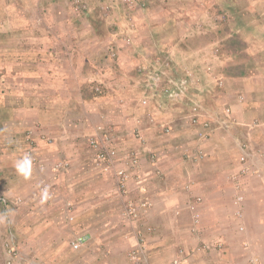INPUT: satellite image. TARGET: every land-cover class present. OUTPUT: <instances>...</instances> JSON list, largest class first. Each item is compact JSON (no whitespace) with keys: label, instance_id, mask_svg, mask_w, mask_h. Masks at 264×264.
Returning <instances> with one entry per match:
<instances>
[{"label":"crops","instance_id":"obj_1","mask_svg":"<svg viewBox=\"0 0 264 264\" xmlns=\"http://www.w3.org/2000/svg\"><path fill=\"white\" fill-rule=\"evenodd\" d=\"M141 1L153 11L161 9V7L152 8L153 0ZM205 1L207 5L203 7L206 9L199 8L197 16L186 13V20L189 18L192 20L187 28H193L195 21L198 20L196 17L203 14L206 17H216L214 8L217 12L226 10L227 13L224 14H229L232 10L227 8L233 6L232 2L242 0H200L199 2ZM50 5H48L50 11L46 8L42 12L44 18L47 16V19L51 20V24L47 25L50 29L45 37L47 39L45 46L48 50L54 44L55 32H60L63 36L66 26L70 28L75 26L74 20H70L73 9L70 2L65 4L63 1L60 4L50 3ZM241 8L236 9L243 11L244 9ZM159 12L157 17L164 14L163 10ZM192 12L195 13V11ZM260 13L258 27L251 31L248 29L253 41L258 38V61L243 60L239 57H236L237 60L229 59L225 63L226 70L223 68L219 74L207 66L198 67L201 63L205 64L199 61L198 51L196 60L184 59L183 54L180 57L173 54L172 60L168 57L161 59L169 61L170 63L167 62L169 66L174 62L176 68L168 73L170 75L161 71L164 79L156 72L152 74L158 77L159 83L156 89L150 88L149 82L152 77L150 73L153 71L143 70L141 71L143 73H140L138 70L141 61H137L136 54L140 51L135 50L134 47L124 48L113 39H106L109 37L112 26L103 25L104 22L100 19L94 29L96 37L94 40L89 42L79 33H74L75 40L66 43L80 53L77 56L76 53H70L71 56L64 53V64L59 65V62L56 64L58 67L56 74L61 83L59 80L57 83L54 79L47 77L52 73L49 69L51 64L49 59L46 60V67L43 65L32 69L27 67L31 70L24 73L20 71L18 75H15L16 81L22 82L24 78L29 82L20 90H29L35 96L44 95L42 91L39 92V86H37L38 82L44 81L46 87L53 88L51 95L46 94L48 106L44 108L66 110L63 112L66 113L65 120L56 119L54 122L48 120L41 128L43 134L55 138L52 146L43 145L37 138L38 135L34 139L35 154L44 161H51L48 167L52 166L53 170L56 160L65 159L62 162L69 164V167L61 173L69 172L72 178L80 179L78 181L80 184L77 186L70 189L67 187L70 194V202L65 207L67 211L65 209L64 213L59 211L62 217H58L59 220L52 223L51 233L54 231V234L61 235L65 229L71 227L78 236L89 237L82 249L88 247L94 240L101 254L108 251L110 256L120 255L125 263H127L128 254L126 251L135 250L138 247L136 252L142 264H173L175 260H179L181 264H243L247 251L260 257L264 264V156L258 154L261 153L259 151H264V14ZM94 14L95 11L87 12V19ZM233 15L237 16V14ZM115 16L118 17V14ZM54 23H59V26ZM90 24H92L90 19L87 22L76 20L78 28L75 27L81 30L87 25L90 28ZM6 27L9 30L3 32L5 35L2 37L1 47L4 53L1 59L7 56L6 60L4 59L7 65L13 56L17 58L16 55H18L7 50L12 46L9 41L12 37L11 33L17 35L33 31L37 35L39 30H30L32 28L23 25ZM34 27L37 28L38 24ZM54 27L57 28L54 29ZM256 30L258 35L252 32ZM200 34L196 32L194 35L197 41H203L201 39L203 36ZM40 38L37 35L36 41H32L34 45L31 48L38 52L31 53L34 58H37L40 52H45V49L39 47L44 46L43 37ZM141 49L140 55L146 57V63L154 66L157 59L147 56L144 44ZM245 50L250 49L245 48ZM86 53H90L89 57ZM112 53H116L117 56L112 58L110 56ZM166 54L167 51L163 56ZM192 63L197 66L196 72L201 80L199 86L202 87L203 98L210 96L216 102L214 106L202 107L201 119L198 115L200 119L198 125H194V117L191 116L192 111L189 107L186 109L179 104H174L175 100L187 96L191 90V82L182 77L179 69L188 68L186 66ZM246 64H252L254 67L258 64V68L245 71L243 65ZM5 69L4 77L7 81V77L10 76L9 68L5 66ZM23 74L25 75L22 76ZM50 81L53 83L49 84ZM220 81L223 82L224 87L219 86ZM116 82L121 88L115 85ZM138 85L140 89L136 91ZM164 86L171 88L169 94L164 95L159 90ZM212 86L213 90H211ZM98 87L101 90L100 93L96 92L97 89L99 90ZM16 89L19 90V88ZM119 91L124 96H127L129 92H136L137 99H133L132 102L134 109H130L129 106L121 113H117L121 110L115 106L117 97H120ZM240 94L247 96L243 104L239 102ZM78 95L81 96L80 100L75 97ZM144 101H147V104H144ZM194 101L198 102L195 99ZM51 104L55 108H52ZM37 107H39L38 103H30L14 109L15 124H6L4 121L2 123L5 124L3 129L8 138H19L18 135L23 137L22 131L29 128L28 126L23 128L18 124L20 120L27 121L23 119V115H28L32 119L33 113L36 112L34 117L36 119ZM228 108L233 111V120L226 114ZM254 120H260L262 126L252 123ZM206 123L209 125L206 126ZM251 124L254 125L251 126ZM99 127L102 129L100 130ZM32 129L36 131V128ZM94 136L113 138L111 146L117 151L115 170H112L114 176L110 175L111 170L107 173L100 171L109 179H104L101 174L88 172L90 163L87 166L86 154H91L90 148L87 152L88 143ZM27 149L22 151L20 160L26 155L31 158ZM201 154H203L202 158H200ZM132 156L138 158L139 164L131 170L132 179L129 184L128 198L133 201L147 200L149 207L137 219L128 220L121 214L123 207L116 202V204L111 202L112 198H108L107 195L117 193L118 183L115 171L130 166ZM33 157H35L34 154L32 159ZM32 159L31 165L34 163ZM91 163L93 165V161ZM48 167L41 171L49 172ZM244 169L247 172L241 173ZM41 171L38 173L36 167V170H30L27 177L20 175L18 188L4 186L6 192L2 194L0 205L8 206V200L5 197L7 194L11 198L14 195L15 198L20 196L23 199L29 192L38 190L36 188L42 185L38 182L42 176ZM261 174L263 178H260ZM33 175L36 176L33 178ZM22 177H24L23 180ZM89 178H93L94 181H89ZM84 183L88 185L87 188ZM92 187L94 188L91 189ZM76 193L78 198L74 199L73 196ZM90 194H95L93 199ZM50 195L55 198V191ZM239 195L245 198L242 204L245 214L243 221L234 217L237 211L235 199ZM17 199L21 201L20 198ZM35 201L36 199L32 202ZM15 207L22 211L30 209L25 204L15 203ZM53 209L58 211L60 207L57 205ZM65 213L68 214L64 216ZM197 217L198 223H196ZM94 222L98 227L94 226L95 229H91V224ZM241 226L245 227L246 232H240ZM140 239L143 240L142 242L145 241L144 245L138 243ZM247 240L250 242L251 250L244 249L242 246ZM223 247L226 254L221 253ZM121 248L124 252H120Z\"/></svg>","mask_w":264,"mask_h":264},{"label":"rangeland","instance_id":"obj_2","mask_svg":"<svg viewBox=\"0 0 264 264\" xmlns=\"http://www.w3.org/2000/svg\"><path fill=\"white\" fill-rule=\"evenodd\" d=\"M63 1L65 4L70 2L71 6H73L74 10H71L72 17L70 20H74V25L77 28L78 26L76 25V20L87 22V20L90 19L92 24H90V28L87 25L81 30L77 29L75 26L71 28L66 26V32L63 36L62 33L55 32L53 34L54 44L50 47V50H48L45 46L47 41L45 37L48 33V29H50L47 25L51 24V20H48L49 18L47 19V16L44 18L42 12H44L46 8L50 11L48 6L50 3L60 4ZM199 1L200 0H153L151 4L152 8L156 9L157 7H161V9L153 11L150 7L147 8L145 5L146 3L143 4V1L141 0H0V59L2 53H4V50L1 47V41L3 40L2 37L5 35L3 32H7V30H9L6 26L18 27V25H23L32 28L30 30H39L37 35H39V39H41L40 37H43L42 44L44 45L43 47H39L45 49V52H40L38 57L34 58L31 56V53H38L37 51H34V48H31V46L34 45V42L32 41H36L37 39L35 32L30 31L27 34L18 33L17 35L11 33L12 37L9 38V41L12 46L8 47L7 50L11 51L12 54H18L16 55L17 58L13 56L12 60H10V63L7 65L5 64L7 56H3L0 60V202L3 197L2 194L4 195V192H6L4 186L16 187L20 182V174L17 172L16 163L17 161H20V155L23 154L22 151H25L26 148L29 149H27V153L31 155V159L33 154L35 156L33 158L35 159L34 163L36 164L32 163L30 170H36L37 167L39 173L42 169L48 167L51 161H44L39 155L35 154L36 145L34 139H36V135H38L37 138H39L43 145L52 146L55 142V138L43 134L41 132V128H43V125L47 123L48 120L50 122H54L56 119L59 121V119L65 120L66 118L64 116L66 113H63L66 110L55 108L52 104L51 107L55 108L54 110L50 108L46 110V108H44L45 106H48V97H46V94H52V87H46L44 81L38 83L36 82L37 86H39V92L42 91L44 95L35 96L32 95L29 90H20L23 85L25 87L29 82L24 78L22 82H19V80L16 81L17 77L15 75H18L20 71L21 73L30 71L34 67L42 65L46 67V60L49 59L51 61L49 69H51L52 73L48 74L47 77L54 79L57 83L59 80V83H61L60 78L56 74L58 70L56 64H58V62L60 63L59 65L64 64V53L68 56H71L70 53H76V56L80 53V51L77 52L73 47H69L66 44L71 40H75L73 37L74 33H79L80 36L85 37L86 40L91 42L90 40H94V38H96L94 36V29L97 21L100 19L103 20V25L112 26L110 34L108 35L109 37L106 39H113L124 48L134 47L135 50H139L141 53L143 49H141V46L144 44L147 56L157 59L155 60L154 66L153 64L149 66L148 63H146V57L141 56L140 52L139 54H136L138 57L137 61H141V64L138 67L140 68L138 69L140 73H143L141 72L143 70L148 71L151 69L153 71L150 73L151 76L152 74L157 73L158 75L160 74L163 79L164 74L161 73V71L165 73L167 72V75H170L168 73L173 72L176 68V64L174 66V62L172 61L173 64L169 66L167 65V62L169 61H164L161 58L168 57L171 59L173 58V54H177L178 57L183 54L184 59L196 60V54L198 51L200 54L199 61L203 62V64L205 63L204 65H202V63L199 64L198 67L201 68L203 66H207L212 68V70L214 69L218 74L223 71V68L226 70L227 65L225 63L229 61V59L237 60L236 57H239L243 60L255 59L258 61V38H256V41H253L248 29L251 31L255 27H258V14L261 11L262 12L260 14H264V1L259 2L258 0H242L241 2H232L233 6L227 8L232 10L229 14H224L227 13L226 10H223L224 12H217L214 8L213 11L217 14L216 17H206L205 14H203V16H198L199 18L196 17L198 20L195 21L196 24L195 26L193 25V28H187L188 25L190 26L192 20L190 18L186 20V13H192L194 16H197L199 14V8L201 10L206 9L203 6H206L207 2ZM240 7L244 10L238 11L237 9ZM160 10H163L164 14L161 17H157V15L160 14ZM90 11H95V14L93 17H89V19H87L88 17L86 14ZM146 11H151V13H146ZM192 11H195V13ZM116 14H118V17L115 16ZM233 14H237V16ZM164 15H166V17ZM230 15L231 17H229ZM37 24L38 27H34ZM54 25L59 26V23H54ZM242 27H244V29H241ZM55 28L57 27H54V29ZM74 30H76V32H74ZM61 31H63V29H61ZM196 32L202 34L203 37H201V39L203 41H197L198 39L194 36ZM252 32L253 34L257 33L255 35H258V30ZM205 40L209 42H206ZM36 44L39 43L36 42ZM245 48L250 50H245ZM166 51L167 54L163 56ZM89 54L90 53H86L87 57H89ZM112 54L114 56H112ZM112 54L110 55L112 58L117 56L116 53ZM5 66L9 68L8 72L10 74V76L7 77V81L5 80L6 77H4L6 76ZM27 67H31V69H28ZM186 67L188 68H180L179 72L182 77L191 82V90L187 93V96L182 95V99L175 100L176 103L174 104H179L186 109L189 107L192 111L191 116L194 117L195 114H198L201 119L203 112L202 107L204 105H208V107L214 106L216 102H214L210 96L203 98V95L201 94L202 87L199 86L201 84V80L196 72L197 66L192 63L188 64ZM256 67L258 68V64L255 67L252 64L243 65V69H246L245 71L249 69L253 70ZM24 75L25 74L22 76ZM154 78V76L151 77V82H149L151 86L149 87L156 89L158 81L155 80L157 78ZM52 83L53 81L49 82V84ZM115 85L118 86V88H121L117 82ZM16 88H19V90ZM213 88L214 87L212 86L211 90H213ZM138 89H140V85L137 86L136 91ZM159 90L162 91V94L166 95L170 93L171 88H166V86H164L163 89L159 88ZM99 91H101L100 88L99 90H96L97 93ZM118 93L121 98L117 97L115 106L121 110L117 113H121L122 110L129 108V106L131 107L130 109H132L133 99L136 100L138 96L136 95V92H129V94H127L128 97L122 95L120 91ZM75 97L78 100L81 99L80 95ZM89 97L90 96H88V98ZM239 97V102H246V95L240 94ZM6 99L7 101H5ZM173 99H175V97H173ZM194 99L198 102L194 101ZM77 102L78 101H76V103ZM30 103L39 104V107H37V120L34 118L36 116V112L33 113L32 119L28 115H23V119H27V121L24 122L23 120H20L21 122L18 125L22 127L28 126L30 130L24 129L22 131L24 134L23 137L18 135L19 138H8L7 133L3 129V126H5V124H2L3 121L6 124H15L16 114L14 109L19 108L20 105L24 106L29 105ZM195 109H197V111H195ZM228 109L231 110V113L233 112L231 108ZM233 118L234 117L231 115L230 119L233 120ZM26 122H28V125H26ZM252 123L262 126V122L260 120H254ZM253 125L254 124H251V126ZM32 128H36V131ZM89 148L91 149L88 145L87 152L89 151ZM92 151L91 154L86 152L87 166L90 163V169H88L90 171L88 172L103 175L101 172L104 171L95 168L93 166L94 164L92 165L91 163L95 155L94 152L92 154ZM259 152H261L258 153L259 155L264 156V151ZM64 160L65 159L56 160L57 162L53 170L52 166L51 168L48 167L49 172L45 170L41 171L42 176L38 182L40 184L42 183V185L40 188H36L38 190L33 191L32 193L29 192L28 195L24 196L26 198L23 197L22 199L20 196H17V198H20L21 201H18L19 199L15 198L14 195L13 198L9 197L8 194L5 195L7 198L6 200H8V206L0 205V264H133L134 261L132 260L131 254L134 251L136 252L138 247L135 250L132 249L130 251V249H128V251H126L128 254L126 257L127 263H125L123 262V257L120 255L113 254L110 256L108 251L101 254V251H98L99 246L97 247V245H95L94 240L88 247H85L80 251L72 250L70 243L78 236V233L73 231L71 227L65 229L64 233L61 235L54 234V231H52V233L50 232V227L53 225L52 223L58 221L59 218L62 217V215L59 214V211L64 213L65 207L70 202V194L67 191V187L70 189L71 187L80 184L78 183L80 179L72 178V175H70L69 172L61 173L64 171H57L55 169L60 163L66 164V162H62ZM112 170H115V164L114 168L110 171V175L114 176V171ZM128 174H130V179L128 183H125V193L119 190L121 182L119 181L115 171L118 183V188L116 190L117 193L107 195L108 198H112L111 202H116L117 205L123 207V209L121 208L122 216L124 215L128 203L132 202L136 205L142 203V201H133L131 198H128V189L132 179V173L130 172ZM35 176L33 175V178ZM103 178L109 179L104 175ZM260 178H263L262 174L260 175ZM23 179L24 177H22V180ZM88 180L94 181L93 178H89ZM84 186L87 188L88 185L84 183ZM16 188H18V186ZM93 188L94 187L91 189ZM53 191L56 193L55 198L50 195ZM94 196L95 194H90L92 199ZM73 198L77 199L78 194H74ZM35 199L36 201L32 202ZM88 200L91 201L89 198ZM15 203L19 205L25 204L28 208L30 207V209L25 211L18 210L15 207ZM57 205L60 207L58 211L53 209V207ZM65 211L67 210L65 209ZM144 211L145 210H141L140 214ZM237 212H241L242 218L237 217ZM5 214H7V216H5ZM67 214L68 213H65L64 216ZM244 216L243 207L237 206V211L234 213L235 219L237 218L238 220L243 221ZM94 226H97L95 222L91 224L90 228L95 229ZM242 227L244 230L240 232H246L245 227ZM138 243L140 245H144L145 241L142 242V239H140ZM242 246L244 249L251 250L252 248L248 240L245 241ZM53 248H55L54 251H51ZM11 249L14 250L13 254H9V250ZM61 249L64 250L62 251ZM221 251V253H225L224 247ZM120 252H124L122 248L120 249ZM52 254L54 256H51ZM251 255L252 252L250 254L249 251H247V256L244 260Z\"/></svg>","mask_w":264,"mask_h":264},{"label":"built area","instance_id":"obj_3","mask_svg":"<svg viewBox=\"0 0 264 264\" xmlns=\"http://www.w3.org/2000/svg\"><path fill=\"white\" fill-rule=\"evenodd\" d=\"M156 81H158L159 83V79L157 76H154ZM144 104H147V101H144ZM195 111H197V109H195ZM230 113V110L227 111V114ZM200 119L198 117V114L194 115V120L193 123L194 124H199ZM206 126L209 125V123L205 124ZM99 129L101 130L102 128L99 127ZM113 143V138L111 136H105L103 138H98L96 136L92 137L89 141V145L91 147V149L94 152V158H93V164L94 167L97 169H100L104 172L110 171L111 169L114 168V162L115 159L117 157V151L111 146V144ZM203 157V154L200 155V158ZM35 162V159H32ZM132 162L131 165L126 167L125 169H119L116 173H117V177L119 178V181L121 182L119 190L123 193H125V183H128L129 179H130V173L131 170L139 164V160L136 156H132ZM69 167V164H63L60 163L56 166V170L57 171H65L67 168ZM247 170L244 169L241 171V173H246ZM132 173V172H131ZM244 196L243 195H239L236 197L235 199V205H237L238 207H241L243 202H244ZM198 201L200 202V199H198ZM149 206V202L148 201H142V203L136 205L135 203H128L126 210L124 212L123 217L126 219H137L140 216V211L141 210H146L148 209ZM237 217L238 218H242L241 212H237ZM198 217L196 219V223H198ZM243 227H240V231H243ZM89 237H87L86 235H81V236H77L76 239L74 241H72L71 246L72 249L74 251H78L80 249H82L86 243L88 242ZM143 241V240H142ZM10 253L9 254H13L14 250H9ZM132 260L134 261L135 264H142V260L139 257V254L137 252H132L131 254ZM173 264H181L179 260H175ZM243 264H263L262 263V259L258 256H254L251 255L249 256L244 262Z\"/></svg>","mask_w":264,"mask_h":264},{"label":"clouds","instance_id":"obj_4","mask_svg":"<svg viewBox=\"0 0 264 264\" xmlns=\"http://www.w3.org/2000/svg\"><path fill=\"white\" fill-rule=\"evenodd\" d=\"M219 86L224 87L222 81L219 82ZM239 100H240V97H239ZM242 103H243V101H242ZM228 110H230V109L226 110V114H227ZM227 115L228 116L232 115L231 110H230V113ZM30 167H31V158H30V156H27V155L22 160L17 161V163H16L17 172L20 175L25 176V177H27L30 174Z\"/></svg>","mask_w":264,"mask_h":264}]
</instances>
